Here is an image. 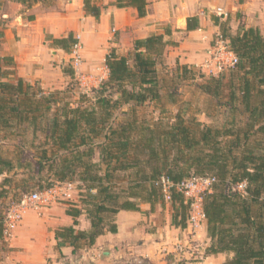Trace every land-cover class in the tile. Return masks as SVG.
<instances>
[{
	"label": "trees",
	"instance_id": "1",
	"mask_svg": "<svg viewBox=\"0 0 264 264\" xmlns=\"http://www.w3.org/2000/svg\"><path fill=\"white\" fill-rule=\"evenodd\" d=\"M13 1L27 8L54 2ZM147 3L114 0L112 4L134 7L142 17ZM83 10L95 18L101 12L94 0H83ZM212 20L237 62L226 73L196 83L215 102L214 114L222 115L215 116L219 122L211 125L177 111L151 126L137 114V108L162 99L158 69L166 47L176 45L165 38L170 30L135 39L126 54L111 49L105 57L107 77L91 88V96L81 93L75 105L57 97L60 90L46 93L38 83L16 76L13 56L0 53V244L6 242L5 210L29 188L77 183L80 207L69 206L66 213L73 217V225L86 214L90 228L76 231L70 225L55 230L58 244L68 243L76 252L93 245L106 231L116 233L119 211H139L141 203L150 204V211L163 205L166 200L156 184L160 176L174 185L195 176H214L211 191L202 196L210 241L206 253L226 254L222 264H264V36L242 22L232 30L228 19ZM196 21L188 18L186 29L196 28ZM3 38L0 30V48ZM52 42L69 52L76 38L70 33ZM177 67L181 79L195 80L197 69ZM62 72L74 78L72 66L64 65ZM117 111L119 120L114 117ZM11 136L13 140H7ZM8 143L13 144L5 146ZM30 150L33 158L25 156ZM242 181L243 191L237 188ZM174 185L168 200L171 224L184 229L190 203Z\"/></svg>",
	"mask_w": 264,
	"mask_h": 264
},
{
	"label": "crops",
	"instance_id": "2",
	"mask_svg": "<svg viewBox=\"0 0 264 264\" xmlns=\"http://www.w3.org/2000/svg\"><path fill=\"white\" fill-rule=\"evenodd\" d=\"M6 1L0 0V30L4 34L0 53L13 56L16 76L31 84L37 82L46 93L63 84L62 67L67 65L66 58H71V52L52 40L70 33L80 43L78 69L84 73L86 68L99 67L101 80L107 77L105 57L111 49L126 54L135 39L164 34L166 29L171 34L165 38L176 42L166 47V62L185 64L205 74L201 65L220 33L213 16L228 19L232 30L242 22L258 28L264 36V0H147V13L142 17L134 7H116L114 0H94L101 8L98 18L84 12L83 0H54L51 8L41 3L27 8ZM216 8H222L227 16L218 15ZM190 17L196 18L197 27L187 30ZM81 74L74 70V76L83 77ZM8 139L13 140V136ZM59 200L42 206L40 212L24 214L6 240L9 250L0 264H222L226 259L224 253H206L210 241L205 220L196 230L188 225L184 229L174 227L169 203H158L151 211L148 203H141L139 211H119L115 215L116 233L106 231L93 245L72 252L68 243L58 244L55 230L73 225L66 209L80 207V196L72 202ZM77 221L73 225L76 231L90 228L86 214L79 215Z\"/></svg>",
	"mask_w": 264,
	"mask_h": 264
},
{
	"label": "rangeland",
	"instance_id": "3",
	"mask_svg": "<svg viewBox=\"0 0 264 264\" xmlns=\"http://www.w3.org/2000/svg\"><path fill=\"white\" fill-rule=\"evenodd\" d=\"M6 1V0H5ZM7 2V1H6ZM55 1L51 5V7H54ZM49 6H44V8H47ZM49 7V8H51ZM71 52V51H69ZM69 54V53H68ZM71 55V53H70ZM66 64L71 66V58L67 57L65 60ZM172 62V65L168 64L166 60L164 59V62L160 64L159 66V77L161 80V93H162V99L159 102L151 101L145 104L142 107L137 108V114L141 120H144L146 123H148L151 126L159 125L163 122H165L167 119H169L171 116H173L177 111L180 112L182 116L185 118L189 117H196L201 122H204L206 124H212L216 121L219 122L218 119H215V116H218V118H222V115L220 113H215V102L207 95L201 93V91L197 88L196 83L203 82L204 79L207 78V75H202V77L199 76V72L202 73V71L199 69L196 71L195 80H191L190 78L183 80L180 78V70L177 69L178 62ZM81 68L78 70H75V72L82 73L81 75H84L83 77L74 76L73 79H70L65 76L63 84H57L56 88L53 90H47V91H54V90H60L57 94V97L60 98H66L73 102V105H75L80 97L81 93H86L89 96H91V88L97 87L98 84L103 80L100 79L102 74V69L99 67H96L95 69L86 68V71L84 73L80 71ZM85 70V69H83ZM93 70V71H92ZM95 73L96 75H92ZM204 73V72H203ZM202 73V74H203ZM98 75V77H96ZM37 83V82H36ZM35 84V83H34ZM61 88H59V87ZM85 86V87H82ZM219 111V110H218ZM121 111H117L114 115L115 119H121ZM208 115H207V114ZM214 114V116H213ZM161 122V123H160ZM1 135L3 133H0ZM17 142V141H15ZM13 143H8L5 146H12ZM33 150L27 151L25 153V156L27 158H33ZM98 152L95 154V158H97ZM55 184H59L61 187L63 186V182H56ZM77 183H74V186L72 188L71 196L67 200L72 202L71 199H74L75 196H79V188L77 187ZM48 188V187H47ZM46 189V188H45ZM37 188H29L27 191L18 193V196L13 201H16V199L22 194H27L33 191H36ZM44 190V189H43ZM38 191H42L38 190ZM21 195V196H22ZM61 197L57 198V201ZM62 200V199H61ZM59 200V201H61ZM168 203L166 201L163 205ZM161 205V204H160ZM164 207V206H163ZM170 209V207H169ZM163 212V211H162ZM7 242H3L0 244V261L4 260L6 256V252L9 250ZM69 263L68 260H61V262Z\"/></svg>",
	"mask_w": 264,
	"mask_h": 264
},
{
	"label": "built area",
	"instance_id": "4",
	"mask_svg": "<svg viewBox=\"0 0 264 264\" xmlns=\"http://www.w3.org/2000/svg\"><path fill=\"white\" fill-rule=\"evenodd\" d=\"M215 11L218 15L227 16V12L223 11L222 8H216ZM70 51L72 68L77 70L81 64L80 43L77 38L76 42L72 44ZM236 62L237 56L229 48L228 41L219 33L212 49L209 50V57L201 67L207 75L218 76L223 74L225 70L234 68ZM215 179L214 176H195L184 179L174 185L167 177L160 176L156 184L160 185L166 201L170 198L169 190L172 185L184 194L185 199L190 203L187 225L196 230L205 219L202 211V196L204 192L211 191ZM74 183L65 181L62 187L59 184H54L42 191L36 190L23 194L17 202L10 204L4 212V239L9 240L12 237L14 229L27 211L40 212L42 206L56 202L58 197L64 200L70 198ZM245 186V181L237 184V188L241 191L244 190ZM139 262L141 261L139 260Z\"/></svg>",
	"mask_w": 264,
	"mask_h": 264
}]
</instances>
